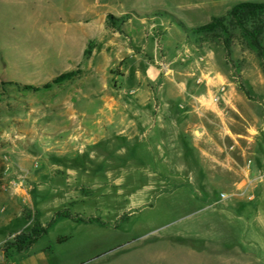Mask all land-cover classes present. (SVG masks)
<instances>
[{
	"label": "rangeland",
	"instance_id": "1",
	"mask_svg": "<svg viewBox=\"0 0 264 264\" xmlns=\"http://www.w3.org/2000/svg\"><path fill=\"white\" fill-rule=\"evenodd\" d=\"M239 2L264 0H0V218L17 217L0 232L5 258L35 242L27 264H264V58L239 29L193 33ZM101 10L105 39L82 59ZM221 85L243 95L254 127L241 177L208 165L216 177H198L213 192L187 184L202 166L190 140L172 134L168 154L145 128L116 135L114 122L181 118L182 90L217 106ZM234 181L248 191L225 192ZM222 193L217 206L198 196Z\"/></svg>",
	"mask_w": 264,
	"mask_h": 264
},
{
	"label": "crops",
	"instance_id": "2",
	"mask_svg": "<svg viewBox=\"0 0 264 264\" xmlns=\"http://www.w3.org/2000/svg\"><path fill=\"white\" fill-rule=\"evenodd\" d=\"M102 11L103 10L93 12L96 13L94 18H98L96 19V23L89 28L90 34H87L86 41L81 48L82 59L84 58L85 48L89 41H103L105 39V14ZM145 19H147V15L144 19L141 20L140 23H147L148 20ZM137 27H134L132 29L130 27L131 36L126 37L127 40H135V34L139 31L141 26L138 27L139 29ZM142 30H147V24L143 26ZM133 31L135 32V34L133 33ZM116 41L119 45V48H122V39H116ZM223 80L227 81V78L224 77ZM213 82L214 85L216 83L219 84V81H217V79L213 80ZM181 85H183L185 89V82L181 83ZM201 90L199 92H188L186 90H182L180 99L187 100V102L189 103V107L186 108V111L183 110L185 112H183L184 114L181 118H176L175 116H173L172 119L167 116H165L164 118L162 116L165 115V110H163L161 112V118L158 115L153 116L152 120L150 121H129L125 122L124 124H122L121 122H114V124L120 126L119 132L116 133V135L120 138H123L126 129L145 128V136L147 135L150 137V139L147 137L148 140L150 141L152 138H154L156 142L157 140H161L163 148L168 154H170V144L168 141L169 139L173 138L171 136L172 134H177L176 140L181 146L184 145V147H186L185 140L188 142L190 140V151L200 154L199 157L203 166H201L198 172L189 171L190 175L193 178L197 177L195 184L187 183L194 186L196 194L209 193L216 190V187L205 185L200 179H198V177L200 176L209 179L211 177H216L215 174L211 173L209 168H206L207 165L208 167L210 166L211 169L214 168V170L216 171L218 170L228 173L231 172L230 174L235 177L242 176V172L244 173L245 171V169H243L244 166L242 165L243 161L244 163L246 162L250 151H252V149L248 145L250 142H247L246 140L248 138L250 139V135H248V131L250 129L249 126L254 127L252 126L254 124V121H250L249 117L242 107L241 101L242 103H244L243 95H241V93H239L236 89L231 87L227 88L225 93L223 94V101L217 106H212L211 103V106L205 105L207 104V102H209V97L202 94ZM203 99L205 100V104L203 102ZM180 108L184 109L185 107H183L182 105L180 106ZM140 123H142L143 125H141ZM191 132L192 134L199 133L200 139L192 138V135L190 134ZM228 132L229 136L226 134ZM231 147H234V152H232L231 150L229 151V148ZM225 152L228 153L229 157ZM239 168H241V171H239ZM169 172L170 174L168 173V179L169 175L170 177L174 176L173 172H171L170 170ZM178 173L180 174L181 172ZM231 183L230 186L225 188V192L237 193L238 190H243L244 188L240 186L242 185L241 182H239L238 184L235 181ZM247 189H249V187H247ZM247 189L246 191H248ZM198 196L202 200H206V202H208L212 206H217L219 204L221 205V203L223 204L226 201H212L209 196L208 198L206 197V199L201 195ZM8 197L9 196L7 193H5L4 191H0V205L6 203ZM7 204L8 202L6 203V206ZM16 218L17 217L15 216L10 217L9 215L0 218V232L4 229H8L14 222L13 219ZM9 238L10 237H0V264H5V254L3 252V246L6 242H8ZM34 244L35 242L26 250L19 252V256L22 255V259L19 260L15 255L14 259L17 264H27L23 261V259L26 256L30 257V253L28 252H30Z\"/></svg>",
	"mask_w": 264,
	"mask_h": 264
},
{
	"label": "trees",
	"instance_id": "3",
	"mask_svg": "<svg viewBox=\"0 0 264 264\" xmlns=\"http://www.w3.org/2000/svg\"><path fill=\"white\" fill-rule=\"evenodd\" d=\"M239 29L250 41L252 46L264 58V2H239L234 4L225 16L212 17L210 22L197 27L195 35L222 33L227 37ZM77 72L64 73L43 87L31 85L23 86L26 91L38 92L49 89L54 84L69 81L76 76ZM7 83H2L1 86ZM60 241V240H59Z\"/></svg>",
	"mask_w": 264,
	"mask_h": 264
},
{
	"label": "built area",
	"instance_id": "4",
	"mask_svg": "<svg viewBox=\"0 0 264 264\" xmlns=\"http://www.w3.org/2000/svg\"><path fill=\"white\" fill-rule=\"evenodd\" d=\"M205 79L204 78H199L197 79V83L199 84H204L205 83ZM226 91V86L225 85H221L219 86V88L217 89V92H215L212 96H211V103H213L214 105H219L222 101H223V94ZM231 151L234 150V147L230 148ZM247 189V187H246ZM245 190H242L244 192H246ZM228 198V195L225 193L220 194V200L224 201ZM5 264H17V262L15 260H10L9 258H5Z\"/></svg>",
	"mask_w": 264,
	"mask_h": 264
}]
</instances>
